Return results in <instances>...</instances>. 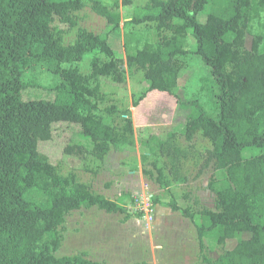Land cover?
Masks as SVG:
<instances>
[{
    "label": "trees",
    "instance_id": "16d2710c",
    "mask_svg": "<svg viewBox=\"0 0 264 264\" xmlns=\"http://www.w3.org/2000/svg\"><path fill=\"white\" fill-rule=\"evenodd\" d=\"M131 24L155 23L159 41H142L137 32L126 34V61L118 59L109 36L79 28V13L88 5L105 18L110 33L121 30L118 1L113 7L102 0H0V264H106L83 256L56 257L67 217L80 209L97 207L107 213L123 212L120 202L93 192L76 174H60L65 156L83 159L87 150L75 139L87 140L90 153L104 161L122 145H135L132 120L123 130L107 124L98 115L91 80L112 77L123 83L125 64L142 71L149 87L133 104L137 129L144 130L149 117L159 110L190 109L183 134L191 142L197 131L213 143L202 154L201 171L214 167L226 178H212L209 190L215 196V211L203 209L198 224L204 264H264V36L251 49L245 39L251 22L264 11V0H146ZM125 5L131 0H125ZM205 24L199 15L207 12ZM77 29L73 44L65 36ZM189 33L196 49L187 51ZM99 51L108 57L95 58L86 77L64 65L80 63L87 54ZM192 54L206 72L203 81L212 111L199 101L183 102L176 94L182 68L179 55ZM42 65L54 77L51 86L26 82L25 73ZM113 113L114 110H109ZM176 135L166 139L151 135L142 147L144 163L158 173L164 189L169 184L158 165L157 154L171 162L174 179L186 183L179 164L187 154L173 145ZM253 154L246 158L245 154ZM153 178L150 170H145ZM154 205L182 212L189 210L172 196ZM239 239L233 250L228 240ZM213 239L222 253L205 254V239Z\"/></svg>",
    "mask_w": 264,
    "mask_h": 264
},
{
    "label": "rangeland",
    "instance_id": "374dc122",
    "mask_svg": "<svg viewBox=\"0 0 264 264\" xmlns=\"http://www.w3.org/2000/svg\"><path fill=\"white\" fill-rule=\"evenodd\" d=\"M113 7L118 1L121 14V30L110 33L107 20L95 13L88 4L78 15L79 28H84L95 35H108L109 44L116 58L126 61L125 41L130 30L137 32L142 41H159L168 36V32L157 34L155 23L141 25L131 24L132 18L146 5V0H102ZM207 12L199 15V21L205 24ZM77 29L65 36L64 45L69 46L76 39ZM264 36V11L255 15L251 22V34L245 39L246 49H251L253 41ZM187 51L196 49V41L189 33ZM100 58L103 62L108 57L99 52L87 54L77 64L64 65L66 68L77 69L82 75L89 77L92 73V62ZM175 62L182 68V76L175 89L183 102L199 101L211 112V101L204 90L203 81L206 72L192 54L179 55ZM125 74L123 83L116 82L112 77L99 76L91 80L89 87L94 91L93 101L98 104V115L113 127L124 129L126 121L132 120L135 128V145H122L113 149L104 161L91 155L92 149L87 140L76 138L75 145H81L87 153L83 159L65 156L60 174L70 172L76 174L79 182L92 187L95 194L108 200L120 202L124 211L107 213L97 207L80 209L72 212L63 226L58 228L62 233V242L56 257L83 256L87 260L106 264H204L199 243L197 225L202 223L200 212L203 209L215 211V196L209 190L212 178H226V171H216L214 167L201 171L202 154L213 149L212 141L203 131H197L189 142L184 134L185 121L190 109L178 107L176 110H159L149 117L144 130L137 129L135 108L133 104L149 87V82L142 71L131 70L122 66ZM26 82H36L45 86L54 83V77L42 65L25 73ZM109 110H114L110 113ZM176 135L173 145L185 152L181 158L179 170L187 178L186 183L176 182L172 173L170 160L157 154L159 168L163 171L164 181L169 184L164 189L157 182L158 173L151 163H144L142 156L146 150L142 142L151 135L166 139L168 134ZM253 154L246 153L250 158ZM145 170L153 173V178L144 174ZM174 196L182 208L194 214L193 220L185 217L182 212H172L169 208L154 205L156 198L167 202ZM249 239V234H241L237 239L228 240L225 250H233L239 239ZM205 254L216 259L222 250L213 239H205Z\"/></svg>",
    "mask_w": 264,
    "mask_h": 264
}]
</instances>
